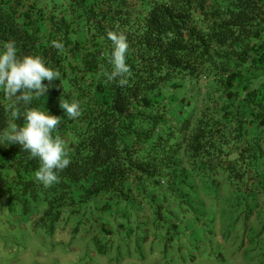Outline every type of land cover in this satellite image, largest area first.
I'll list each match as a JSON object with an SVG mask.
<instances>
[{"label":"trees","instance_id":"16d2710c","mask_svg":"<svg viewBox=\"0 0 264 264\" xmlns=\"http://www.w3.org/2000/svg\"><path fill=\"white\" fill-rule=\"evenodd\" d=\"M109 31L129 44L124 86L107 78ZM9 41L59 73L28 107L62 118L53 136L71 162L45 188L38 159L4 141L0 203L34 211L49 234L97 224L95 239L206 193L264 224V0H0ZM13 107L0 90V136L24 124Z\"/></svg>","mask_w":264,"mask_h":264},{"label":"rangeland","instance_id":"374dc122","mask_svg":"<svg viewBox=\"0 0 264 264\" xmlns=\"http://www.w3.org/2000/svg\"><path fill=\"white\" fill-rule=\"evenodd\" d=\"M161 206L95 239L97 224L62 221L49 234L34 211L1 202L0 264H264V224L242 208L207 193Z\"/></svg>","mask_w":264,"mask_h":264},{"label":"clouds","instance_id":"9594fccd","mask_svg":"<svg viewBox=\"0 0 264 264\" xmlns=\"http://www.w3.org/2000/svg\"><path fill=\"white\" fill-rule=\"evenodd\" d=\"M112 42V52L109 64L112 67L108 75L109 81H117L119 86L127 84L130 68L126 63L129 44L123 34L114 31L107 33ZM54 47L62 48L61 43L54 42ZM59 79V73L47 66L36 55L20 57L14 42L9 41L0 47V90L13 100L11 119L23 117L24 124H11L6 134L0 136V145L7 147L18 145L21 150L28 152L31 158L38 159L39 168L35 179L43 187L48 188L58 183V173L70 164V158L60 136L53 132L61 125V117L50 114L48 110L28 107L35 98L46 97L49 86ZM44 81L49 83L46 85ZM23 104L21 112L17 105ZM60 108L67 118L75 119L81 115L80 104L76 101L60 100Z\"/></svg>","mask_w":264,"mask_h":264}]
</instances>
